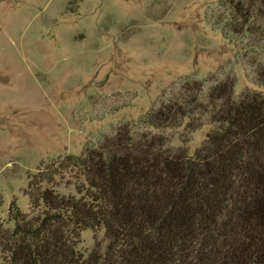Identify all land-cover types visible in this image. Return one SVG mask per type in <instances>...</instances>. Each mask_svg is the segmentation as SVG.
Segmentation results:
<instances>
[{
	"label": "trees",
	"instance_id": "16d2710c",
	"mask_svg": "<svg viewBox=\"0 0 264 264\" xmlns=\"http://www.w3.org/2000/svg\"><path fill=\"white\" fill-rule=\"evenodd\" d=\"M228 2L231 31L264 19V0ZM255 79L264 88V60ZM233 85L204 95L184 81L137 122L41 161L27 174L29 213L11 200L0 218V264H264V93ZM181 125L206 127L192 151L150 132ZM65 173L75 180L62 191ZM85 229L106 240L87 255L75 247Z\"/></svg>",
	"mask_w": 264,
	"mask_h": 264
},
{
	"label": "rangeland",
	"instance_id": "374dc122",
	"mask_svg": "<svg viewBox=\"0 0 264 264\" xmlns=\"http://www.w3.org/2000/svg\"><path fill=\"white\" fill-rule=\"evenodd\" d=\"M229 6L228 0H0V218L11 200L29 213L27 174L41 161L79 154L117 126L137 122L184 81H202L204 95L223 80L236 95L264 93L255 79L264 60V19L231 31ZM205 130L150 132L192 151ZM74 180L65 173L60 189ZM105 241L102 229H85L75 247L87 255Z\"/></svg>",
	"mask_w": 264,
	"mask_h": 264
}]
</instances>
